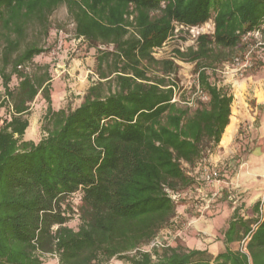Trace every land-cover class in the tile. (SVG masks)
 I'll list each match as a JSON object with an SVG mask.
<instances>
[{"label":"trees","instance_id":"1","mask_svg":"<svg viewBox=\"0 0 264 264\" xmlns=\"http://www.w3.org/2000/svg\"><path fill=\"white\" fill-rule=\"evenodd\" d=\"M63 5L75 37L97 53L98 80L74 110L56 108L50 65L27 72L46 52L27 42L31 27L46 35ZM210 22L214 33L195 46L155 57L178 28ZM263 26L264 0H0V111L12 104L0 127V264H264L262 201L251 218L235 209L216 256L181 242L145 249L200 188L203 160L220 146L234 102L216 73L247 50L248 35L264 40ZM176 61L195 64L190 101H175ZM252 62L247 75H264V57ZM40 95L44 136L26 141ZM236 243L242 250L229 248Z\"/></svg>","mask_w":264,"mask_h":264},{"label":"rangeland","instance_id":"2","mask_svg":"<svg viewBox=\"0 0 264 264\" xmlns=\"http://www.w3.org/2000/svg\"><path fill=\"white\" fill-rule=\"evenodd\" d=\"M214 24L212 22L192 30L178 28L174 37L166 45L155 52L157 59H173L175 51H186L195 46L196 39L203 34L212 35ZM38 41L46 52L36 57L27 66V72L33 73L40 66L50 65L53 75L59 82L57 89L60 104L64 109H76L86 89H74L97 82L98 77L90 63L79 60L84 57L95 56V48L83 39L75 37L74 24L69 18L65 5L59 7L49 17V31L44 35L39 26L31 27L27 42ZM263 36L250 37L249 46L243 54L232 55L230 61L224 63L217 71V79L220 86L230 88L235 95L232 104V118L237 120L236 132L228 143H222L215 152L203 160L202 171L218 170L221 180L214 187L203 182L199 176L200 188L190 193L187 203L177 214L176 223L163 230L159 238L166 245L181 242L192 245L189 242L197 240L198 246L207 247L214 256L223 253L226 245L220 242L222 232L225 230L228 220L234 214L235 209H240V215L246 218L254 216L252 207L258 202L264 203V107L258 106L261 94L258 90L264 89V75H247L252 68L253 59L264 57ZM240 59L242 64H250L242 72L237 71L234 64ZM180 69L177 75L179 85L177 99L190 101L194 95L196 82L195 64L176 61ZM2 65L0 57V66ZM82 70L89 71V78L82 77ZM10 69L8 70V72ZM71 71V73H68ZM17 85L14 78L11 87ZM182 94V95H181ZM7 101L3 81L0 76V104ZM47 103L42 95L32 103L29 113L30 128L25 134L26 141H39L44 136L42 129L43 117L46 113ZM12 104L8 102L0 111V127L5 119H10ZM237 116V117H236ZM232 121V120H231ZM190 170L189 166H185ZM197 171H194L196 174ZM214 203V205H213ZM77 222L72 221L75 227ZM167 231L172 234L168 235ZM232 250H242V244L230 245ZM147 251L151 250L146 246ZM48 264H59L57 257H47ZM110 264H129L127 262L112 261Z\"/></svg>","mask_w":264,"mask_h":264},{"label":"crops","instance_id":"3","mask_svg":"<svg viewBox=\"0 0 264 264\" xmlns=\"http://www.w3.org/2000/svg\"><path fill=\"white\" fill-rule=\"evenodd\" d=\"M80 62H79V64H81V62L82 61H84V62H86L87 64L88 63H90L91 65H92V67H93V70L96 72V66H97V54L95 55V56H92V57H84L83 59H81V60H79ZM68 73H71V71H68ZM89 71H87V70H82V74H81V76L82 77H85V78H89ZM51 85H52V88L54 89V91H53V99H54V102H55V106H56V108L57 109H64V108H62V107H60L59 106V104H60V101H59V98L57 97V95H58V92H57V89H59V82L56 80V78L54 77V75H53V79L51 80ZM93 84H91L90 83V81L88 82V85H84V86H82V87H76V88H74V89H86L83 93H82V98H80L81 99V102H80V104H79V106L81 105V103H82V100H83V97L85 96V94L87 93V91H88V89L92 86ZM257 94H258V96H259V94H261V99L259 100V103H258V106H260L261 108L262 107H264V89H260V90H258V92H257ZM234 96V101H235V95H233ZM234 103V102H233ZM78 106V107H79ZM231 120H232V116H231ZM231 120H230V124H231ZM226 132V131H225ZM235 132H236V128H234V131H233V134H232V136L235 134ZM224 135H225V133H224ZM223 135V136H224ZM232 136H231V138H232ZM231 138H230V140H231ZM222 140H223V138H222ZM223 143V142H222ZM213 187L216 185V184H211ZM184 207V206H183ZM182 207V208H183ZM180 212V211H179ZM179 214V213H178ZM198 241L197 240H192L191 242H189L190 244H192L191 246L190 245H187L188 247H190V248H196V249H201V250H204V249H207L210 253H211V251H210V249H208L207 247H201V246H198V243H197ZM185 245V244H184ZM218 255V254H217ZM216 256V255H215Z\"/></svg>","mask_w":264,"mask_h":264},{"label":"built area","instance_id":"4","mask_svg":"<svg viewBox=\"0 0 264 264\" xmlns=\"http://www.w3.org/2000/svg\"><path fill=\"white\" fill-rule=\"evenodd\" d=\"M181 29H184L183 27H180ZM194 29V28H192ZM192 29H186V30H192ZM263 30H264V26H263ZM261 35V32H256L254 34H251V35H248L246 37V40H248L250 37H257V36H260ZM104 47H102L103 49ZM234 64L237 66V71L238 72H242L244 71L246 68L248 67H251L250 64L246 63V64H242L240 59H236L234 61ZM204 100H206V97H203ZM175 101H178L180 102L177 97L175 99ZM202 180L203 182L207 183V184H213V183H216L220 181V172L218 170H211V171H205L203 174H202ZM167 234L168 235H171L172 232L171 231H167ZM150 246V249L153 250V249H162V248H165L167 245L165 243H163V241L159 238V236L153 240L151 242V244L149 245ZM149 250V251H151Z\"/></svg>","mask_w":264,"mask_h":264},{"label":"bare ground","instance_id":"5","mask_svg":"<svg viewBox=\"0 0 264 264\" xmlns=\"http://www.w3.org/2000/svg\"><path fill=\"white\" fill-rule=\"evenodd\" d=\"M236 122L237 120L235 118H232L231 124L227 127L225 135L223 136V140H222L223 143H228L230 141Z\"/></svg>","mask_w":264,"mask_h":264}]
</instances>
